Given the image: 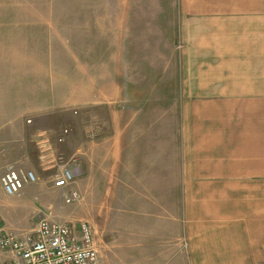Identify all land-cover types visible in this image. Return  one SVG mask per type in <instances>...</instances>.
Listing matches in <instances>:
<instances>
[{
    "label": "rangeland",
    "instance_id": "1",
    "mask_svg": "<svg viewBox=\"0 0 264 264\" xmlns=\"http://www.w3.org/2000/svg\"><path fill=\"white\" fill-rule=\"evenodd\" d=\"M184 1L196 0H0V128L10 131L0 137V146L13 143L7 151L0 147V179L9 169L32 172L36 178L34 183L23 182L16 197L6 196L0 185V220L22 230L13 232L28 233L42 218L75 227L87 223L94 233L100 264H169L170 260H140L141 249L137 260V249L124 250L120 220L130 218L132 236L138 239L143 225L149 231L166 227L165 218L151 217L150 207L155 210L158 206L160 213H166L159 205L174 201L177 192L171 186L158 185L162 200L160 195L156 200L152 193H140L143 198L136 202L137 213L131 210L125 216L118 183L127 170L119 169V156L124 168L132 165L127 167L132 176L152 177L154 183L178 176L182 129L207 123V110L214 113L209 123L214 125L215 118L233 112L229 125L232 145L242 121L244 127L254 129L251 148L264 146V102L238 106L231 99L223 105L196 96L191 86L183 87L179 6ZM201 43L215 48L218 55L208 58L215 64L224 53L217 47L224 42L209 37ZM24 50L29 56L37 54L45 73H51L50 55L56 56V71L64 70L66 58L72 57L79 62L71 69H79L67 74L69 80L55 85L50 80L29 85L23 81V73L28 74L23 67ZM83 57L89 62L85 71L81 69ZM193 63V59L187 62L188 66ZM208 67L209 63L198 66ZM128 119L130 123H125ZM122 127L136 136L130 133L126 138L127 151L126 140L117 136ZM185 138L190 147L191 136L185 134ZM191 150L187 149V159L192 164L211 159L210 154ZM108 151L111 160L106 157ZM85 154L86 165H80L81 177L73 184L80 199L66 204L63 193L53 189L57 166ZM110 178L116 181L110 182ZM151 251L143 254L150 256ZM172 262L183 264L182 260Z\"/></svg>",
    "mask_w": 264,
    "mask_h": 264
},
{
    "label": "crops",
    "instance_id": "2",
    "mask_svg": "<svg viewBox=\"0 0 264 264\" xmlns=\"http://www.w3.org/2000/svg\"><path fill=\"white\" fill-rule=\"evenodd\" d=\"M179 9L183 25L181 39L184 43L181 69L183 87L191 86L189 88L196 90V96L200 95L203 100L213 99L223 105L229 104L231 99L230 102L238 106L254 104L256 100L264 102V0L184 1ZM209 37L224 42L221 47H217L224 53L215 64L208 60L218 55L214 52L215 48L201 43ZM189 44L192 48L186 46ZM43 47L44 44H41V49ZM43 54L40 53V56ZM23 56V67L28 72L23 73V81L29 85L49 80L55 85L62 79L69 80L67 74L79 69H71L79 62L72 57L66 58L64 70L56 71V56L50 55L47 62L52 68L51 73H45L41 70L42 64H39L37 54L29 56L24 50ZM29 57L32 59L28 60ZM190 59L194 63L188 66ZM82 60L81 69L85 71V65L89 62L85 57ZM206 63H209L207 69L198 68ZM107 83L109 85L110 80ZM190 98L196 99L195 96ZM110 102L111 99L107 101ZM206 112L207 123L182 129V163L178 176L160 178L161 183H154L152 177L132 176L127 169H131L132 165L126 164L124 168L119 156V169L127 170V175L120 178L118 183L120 209L123 208L125 216L131 210L137 213L139 205L136 202L144 195L152 193L157 200V195H160L158 185L171 186L178 195L171 193L177 197L174 201L167 204L165 200L161 202L159 206L166 213H160L158 206L157 212L150 207L151 217L165 218L166 227L151 228L149 231L143 225L139 239L132 236L130 218L120 220V240H123L120 245L124 250L137 249L136 260L138 249H141L139 259L143 261L170 260L169 264H175L171 260H182L183 264H264V146L251 148L254 140L250 138L254 137V129L244 127L242 121L236 130V143L232 145L229 125L233 112H224L223 119L215 118V125L209 124L214 113ZM130 133V128L118 130L117 136L126 140L124 151H127L129 141L126 138ZM8 134L9 130L0 128V137ZM185 134L187 138L191 136L190 147L191 151L196 149L194 154H210L211 159H199L193 164L189 162V139L185 138ZM12 145L6 142L0 147L7 151ZM110 155V151L106 152L109 160L112 158ZM41 158L46 162V157ZM2 159L7 161L5 156ZM80 163L81 166L86 165V154L80 158ZM113 181L116 180L110 178V182ZM158 199L163 198L160 195ZM5 226L8 231L16 230ZM132 242L135 244L132 245ZM147 249L153 251L150 256L143 254ZM3 258L4 254L0 253V260ZM100 258L99 262H102Z\"/></svg>",
    "mask_w": 264,
    "mask_h": 264
},
{
    "label": "built area",
    "instance_id": "3",
    "mask_svg": "<svg viewBox=\"0 0 264 264\" xmlns=\"http://www.w3.org/2000/svg\"><path fill=\"white\" fill-rule=\"evenodd\" d=\"M81 172L78 157L57 166L53 189L61 191L66 204L77 202L79 192L73 187ZM34 183L32 172L7 170L0 179L4 193L19 196L23 182ZM0 264H100L94 233L87 223L77 227L60 221L39 219L28 233L8 231L0 220Z\"/></svg>",
    "mask_w": 264,
    "mask_h": 264
}]
</instances>
